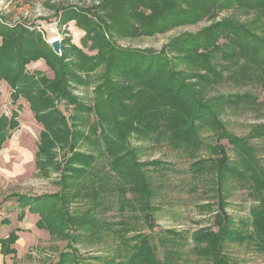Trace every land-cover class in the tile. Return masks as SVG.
I'll return each mask as SVG.
<instances>
[{"label": "trees", "instance_id": "16d2710c", "mask_svg": "<svg viewBox=\"0 0 264 264\" xmlns=\"http://www.w3.org/2000/svg\"><path fill=\"white\" fill-rule=\"evenodd\" d=\"M232 8L264 15V0H107L99 9L103 15L95 14L96 21L79 20L85 32L82 49L71 45L72 52L68 55L61 47L59 56L40 38L26 35L23 29L0 26V82L8 85L13 104L23 99L43 128L35 157L39 172L44 173L46 165H55L53 149L56 146L63 152L62 164L55 165V170L60 173L59 184L65 193L60 197L59 194L34 199L18 197V205L23 210L28 208L30 214L39 216L37 226L44 223L41 227H45V221L53 218L62 221L56 228L48 226L49 232L54 230L55 234L64 231L65 227L84 229L90 235L92 229L96 231L92 215L103 196V187L92 186L93 180L94 184L99 181L90 174L96 163L94 150H102L108 159L107 171L123 181L121 190L125 192L126 188L139 196L148 224L153 194L143 169L158 163L139 162L130 146V137L159 138L175 150L193 148V152L189 151L190 157L195 159L191 168L197 174L203 171L202 164L208 159H197L194 153L200 148L201 131L208 129L213 130L217 141L226 140L235 159L230 160L222 147H214V153L218 155L213 163L218 204L213 215V229H199L193 233L191 241L195 248L204 249V255L213 259L212 264H230L223 255L225 243L234 241L241 234L230 229L221 184L237 182L247 189L250 197L258 198L247 225L251 231L246 233V238L264 253V171L255 161L247 139L230 135L219 121L216 108L225 102L208 100L202 94L203 85L219 80L221 74L230 69L226 65L230 59L239 58L246 64L254 62L258 55L255 61L264 72V37L245 24L222 20L195 34L173 39L160 51L124 48L114 39L118 35L161 34L177 26L196 24L213 13ZM78 18L72 14L70 19ZM83 49L93 54L89 55ZM40 60L52 77L27 71L29 64ZM98 69L101 74L93 92L92 107L72 94L71 84L87 85L89 75ZM82 75L84 79L80 77ZM62 104L72 108L68 117L59 108ZM92 114L95 116L92 122L87 118L84 121V127L88 126V133H84L79 129L84 119L79 116ZM18 126L17 112L14 111L10 118L0 115V151ZM260 135L264 136L263 133L255 136ZM84 144L94 147L93 152L78 151ZM83 197L93 204L84 217L73 218L67 213L68 206L72 200ZM52 198L58 199V211L53 210L55 205L44 211L47 201ZM23 216L22 212L18 220H23ZM14 233L0 239L1 251L15 243ZM138 239L127 264H148V261L165 264L158 260L151 237L140 236ZM158 242L159 245L166 243L163 239ZM66 262V259H60L58 264Z\"/></svg>", "mask_w": 264, "mask_h": 264}, {"label": "rangeland", "instance_id": "374dc122", "mask_svg": "<svg viewBox=\"0 0 264 264\" xmlns=\"http://www.w3.org/2000/svg\"><path fill=\"white\" fill-rule=\"evenodd\" d=\"M106 1L0 0V26L23 29L26 35L40 38L51 50L50 42L57 39L60 47L70 55L71 45L82 49L85 32L80 27L79 20H95V14L103 15L99 9ZM72 14L79 18L71 20ZM222 20L245 24L264 37L263 14L232 8L213 13L211 17L196 24L177 26L161 34L118 35L114 39L124 48L160 51L171 40L195 34ZM1 42L0 37V45ZM83 51L93 54L87 49ZM256 57L258 55H255L254 62L246 64L239 58L228 60L226 65L230 69L224 71L219 80L203 85L202 94L208 100L225 102L216 108L219 121L230 135L247 139L254 151L255 161L264 171V136H255L259 133L264 135V72L259 70ZM26 69L29 73L37 71L52 77L42 60L29 64ZM219 69L217 68L218 72H221ZM100 74L101 69L91 73L87 85L71 84L72 94L86 105L92 106L93 92L99 83ZM80 77L84 79L83 75ZM10 93L8 85L0 82V115L10 118L15 111L19 122L18 128L11 133L0 152V239L6 238L13 231L17 237L9 248L1 251L0 247L2 264H58L60 259H66L65 264H127L140 236L151 237L161 263L212 264L213 259L204 255V249L195 248L191 237L201 228L213 229V215L218 204L213 164L218 155L214 153V147H222L230 160L235 159L225 139L217 141L213 130L201 131L200 150H195L194 154L197 159L208 161L202 164L203 171L196 174L193 172L194 168H191L195 159L190 157L189 152H193V148H188L189 151L175 150L159 138L130 137V146L139 162L158 163L154 167L143 169L151 182L153 194L150 200L153 210L148 224L141 210L139 196L126 188L123 192V181L107 171L108 159L102 154V150L96 151L94 147L84 144L78 151L94 150L96 156V163L90 174L99 181L94 184L92 179V186L103 187V196L98 200V207L92 215L96 231L92 229L93 234L90 235L84 229L65 227L64 231L55 234L54 230L49 232L48 226L56 228L58 223H62L61 219L58 221L49 218L45 221V227H41L44 225L41 222L37 226L39 216L30 214L28 208L23 210L18 205V197L34 199L44 195H63L65 192L59 184L61 176L55 170L56 166L62 164L63 152L56 146L53 149L56 166L46 165L44 173L39 172L35 157L43 128L35 121L28 104L23 99L13 104ZM59 108L66 117L72 114L71 107L62 104ZM79 117L84 119L79 129L88 133V126L84 127V121L87 118L92 122L95 116ZM221 186L224 211L231 221L230 229L241 234L234 241L225 243L224 257L230 264H264V253L254 248L246 238V233L251 231L247 225L251 221L252 210L258 205V198L250 197L247 189L240 187L237 182H223ZM84 193L85 191L82 194ZM88 199L83 197L72 200L67 213L73 218L84 217L93 204ZM47 202L44 211L52 205H55L53 210L58 211L57 198ZM22 212L24 218L19 221L18 217ZM158 239H163L166 243L159 245ZM163 244L167 245L162 246ZM204 246L205 244L202 248ZM148 264L152 262L148 261Z\"/></svg>", "mask_w": 264, "mask_h": 264}, {"label": "water", "instance_id": "95a60500", "mask_svg": "<svg viewBox=\"0 0 264 264\" xmlns=\"http://www.w3.org/2000/svg\"><path fill=\"white\" fill-rule=\"evenodd\" d=\"M50 46L52 48V51L55 55H60L61 54V47H60V41L55 39L50 42Z\"/></svg>", "mask_w": 264, "mask_h": 264}, {"label": "crops", "instance_id": "0c3cea01", "mask_svg": "<svg viewBox=\"0 0 264 264\" xmlns=\"http://www.w3.org/2000/svg\"><path fill=\"white\" fill-rule=\"evenodd\" d=\"M1 152V151H0ZM0 264H2V260L0 261Z\"/></svg>", "mask_w": 264, "mask_h": 264}]
</instances>
